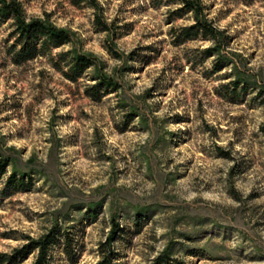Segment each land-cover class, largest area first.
Returning <instances> with one entry per match:
<instances>
[{
	"label": "rangeland",
	"instance_id": "obj_1",
	"mask_svg": "<svg viewBox=\"0 0 264 264\" xmlns=\"http://www.w3.org/2000/svg\"><path fill=\"white\" fill-rule=\"evenodd\" d=\"M17 1L72 40L16 64L0 16V253L61 226L50 264L115 229L116 264H264V0H199L216 41L181 0Z\"/></svg>",
	"mask_w": 264,
	"mask_h": 264
},
{
	"label": "trees",
	"instance_id": "obj_2",
	"mask_svg": "<svg viewBox=\"0 0 264 264\" xmlns=\"http://www.w3.org/2000/svg\"><path fill=\"white\" fill-rule=\"evenodd\" d=\"M95 7H98L96 0H92ZM189 11L198 15L202 13L203 7L198 2L199 0H181ZM0 16L2 18L13 19L15 26V33L18 36L17 45H14V60L16 64L26 63L37 57L40 53H50L53 49L59 48L71 42V34L68 30L59 28L53 24H50L46 20L31 19L25 15V11L21 4L17 0H0ZM98 22L101 23L98 18ZM102 27L107 30L108 25L101 23ZM189 30H198L202 34L212 37L215 41L218 40L219 30L210 24L206 20L200 18L194 26ZM216 47L208 49L210 53H219ZM69 55V52H63L60 56ZM97 67L94 59L85 54L75 53L72 64L70 65V71L66 73L73 80H77L84 72L89 69ZM98 85L101 89L107 91L109 88H115L116 86L111 79H107L104 75L98 74ZM94 86V87H97ZM11 162L8 159L0 158V177L5 174ZM17 172V171H13ZM16 173L11 175V179H15ZM21 183H24L21 181ZM118 226V225H117ZM61 226L52 228L49 232L41 236L39 239H31L28 243L21 248L14 250L12 253H0V264H19L29 254L37 252V258L34 264H50L52 261L51 250L52 247L60 241ZM116 240V229L113 234L107 239V241L101 244V259L98 264H116V249L112 247V243ZM69 251V250H68ZM153 264H182L177 259H172L171 255L166 253L160 254Z\"/></svg>",
	"mask_w": 264,
	"mask_h": 264
}]
</instances>
